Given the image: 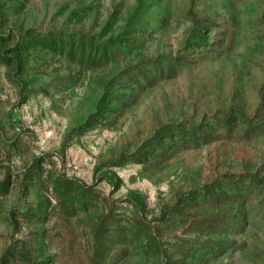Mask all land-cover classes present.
<instances>
[{"label": "rangeland", "instance_id": "374dc122", "mask_svg": "<svg viewBox=\"0 0 264 264\" xmlns=\"http://www.w3.org/2000/svg\"><path fill=\"white\" fill-rule=\"evenodd\" d=\"M0 264H264V0H0Z\"/></svg>", "mask_w": 264, "mask_h": 264}, {"label": "trees", "instance_id": "16d2710c", "mask_svg": "<svg viewBox=\"0 0 264 264\" xmlns=\"http://www.w3.org/2000/svg\"><path fill=\"white\" fill-rule=\"evenodd\" d=\"M226 121L228 122L229 119ZM245 178H249L248 183L251 185H257V184H261V181H259V179H256L254 176L252 175H242L239 177H234L233 175L231 176H225L223 177V179L225 180L224 182H221L220 180H217L216 182H214L212 185H208L206 187H204L202 189V191H199L197 193V195H195V192L192 193L193 196L189 197V200H193L196 197H201V202H206V199H208L207 201L214 203V205L217 204H221L225 201H230L231 204H237L238 202H243L245 201V197L246 195L250 192L251 187H249L247 185H245L244 187L242 186V181ZM60 188V184L56 185ZM219 187H226L227 191L225 188H223L222 190L217 191V189ZM65 189H68V187H66ZM231 192L235 193L234 196H231ZM107 217L105 220H103L98 229H97V233L98 232H102L104 230H106L107 228H115V232L118 233L119 230L117 228H119V221H108ZM137 231V234L139 232L138 229H135ZM208 248H211L209 246H207ZM215 249V248H213ZM211 249V250H213ZM216 250V249H215ZM212 252H216V251H212Z\"/></svg>", "mask_w": 264, "mask_h": 264}]
</instances>
